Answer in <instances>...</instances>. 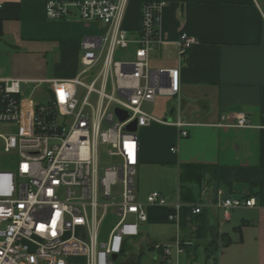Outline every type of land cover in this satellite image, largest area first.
Wrapping results in <instances>:
<instances>
[{
	"label": "crops",
	"instance_id": "0c3cea01",
	"mask_svg": "<svg viewBox=\"0 0 264 264\" xmlns=\"http://www.w3.org/2000/svg\"><path fill=\"white\" fill-rule=\"evenodd\" d=\"M149 1L165 3L163 42L150 62L153 69H179L180 92L145 103L153 105L154 115L147 114L184 121L189 135L179 138L177 128L157 122L137 131L136 198L145 203L157 191L167 206H145L147 220L136 238L159 260L156 245L179 243L190 258L202 248L211 260L219 253L217 264H264V0H128L123 27L130 34ZM0 24L1 76L30 82L33 96L48 90L46 81L76 78L81 41L103 32L75 9L63 20L46 19L44 0H0ZM181 33L194 39L182 63ZM241 116L248 125L234 126ZM218 189L254 198L255 206L225 218L214 206ZM177 202L175 223L168 216ZM196 205L201 212L194 215Z\"/></svg>",
	"mask_w": 264,
	"mask_h": 264
},
{
	"label": "built area",
	"instance_id": "2783aa9c",
	"mask_svg": "<svg viewBox=\"0 0 264 264\" xmlns=\"http://www.w3.org/2000/svg\"><path fill=\"white\" fill-rule=\"evenodd\" d=\"M127 4L44 0L46 19L63 20L75 9L81 21L100 23L103 33L81 41L79 75L46 81L42 96H33L36 88L26 96L30 82L2 77L0 65V124L16 128L0 135L2 152L17 159L12 170H0V264H114L112 256L121 255L127 239L136 238L139 224L146 222L145 206H167L157 191L145 203L136 198L139 143L128 126L136 122L138 131L157 122L177 128L179 138L188 137V123L157 119L142 110L157 96L180 92V70L150 68V54L163 42L160 16L165 3L142 4L135 35L123 27ZM193 43L191 36L179 35L180 63ZM117 50L128 59L115 60ZM87 75L92 77L89 83L83 80ZM116 110L126 118L120 120ZM247 125L241 116L234 126ZM102 148L118 163L100 166ZM201 206L192 214H199ZM214 206L228 218L232 210L254 207L255 200L227 197L218 189ZM180 207L179 202L172 206L170 221L178 222ZM108 210L118 220L102 236ZM154 248L161 264H172V246ZM174 250L178 260L183 249L175 243Z\"/></svg>",
	"mask_w": 264,
	"mask_h": 264
},
{
	"label": "rangeland",
	"instance_id": "374dc122",
	"mask_svg": "<svg viewBox=\"0 0 264 264\" xmlns=\"http://www.w3.org/2000/svg\"><path fill=\"white\" fill-rule=\"evenodd\" d=\"M102 31L94 32L92 35L98 36L101 35ZM131 32L129 31V34ZM128 54L125 51L117 50L115 54V60H127ZM152 61V60H151ZM150 68L153 69V61L150 62ZM93 74V73H92ZM91 76L87 75L85 79H83L86 83H89L91 80ZM39 91H45L43 89H40ZM26 96L29 95L32 92V87L29 86L25 89ZM43 93H37L36 96H42ZM35 96V97H36ZM78 99H79V88H78ZM153 105L150 104H144L142 109L149 114H153V110L151 108ZM16 128L14 125H5L0 124V135L6 136L12 133H15ZM3 146H2V140L0 138V170H12L14 168V165L17 161L15 157H9L8 155H5L3 152ZM108 149L102 148L100 152V159L99 164L102 167L112 166L115 163H118V160L115 158H111L107 156L106 151ZM117 190V189H116ZM106 202V201H104ZM117 218L111 213V210H108L107 215L100 227V233L102 236H105L113 227V225L117 222ZM215 255V259L211 260V257H206L205 253L202 248H199L196 250L195 258H190L192 255H188V253H182L177 260L174 246H172L171 250V262L172 264H217V255L219 253L212 252ZM209 254V253H208ZM194 257V256H192ZM159 262V254L156 253L153 249H149L143 242H141L138 238H130L127 239V250L126 253L123 256L118 257L114 264H158Z\"/></svg>",
	"mask_w": 264,
	"mask_h": 264
},
{
	"label": "water",
	"instance_id": "95a60500",
	"mask_svg": "<svg viewBox=\"0 0 264 264\" xmlns=\"http://www.w3.org/2000/svg\"><path fill=\"white\" fill-rule=\"evenodd\" d=\"M116 114L120 120H123L126 118V114L122 111L116 110ZM128 130L131 132H137L136 122H133L130 126H128ZM116 259H117V256L113 255L112 260L115 261Z\"/></svg>",
	"mask_w": 264,
	"mask_h": 264
},
{
	"label": "trees",
	"instance_id": "16d2710c",
	"mask_svg": "<svg viewBox=\"0 0 264 264\" xmlns=\"http://www.w3.org/2000/svg\"><path fill=\"white\" fill-rule=\"evenodd\" d=\"M1 34H2V31H1V24H0V36H1ZM200 171H204L203 169H204V167L202 166V167H200ZM126 250H127V245L125 244V246H124V248H123V250H122V254L121 255H119L118 257H120V256H123L125 253H126ZM117 257V258H118Z\"/></svg>",
	"mask_w": 264,
	"mask_h": 264
}]
</instances>
